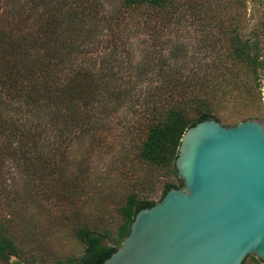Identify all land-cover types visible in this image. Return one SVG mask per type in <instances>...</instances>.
<instances>
[{
  "label": "trees",
  "instance_id": "obj_1",
  "mask_svg": "<svg viewBox=\"0 0 264 264\" xmlns=\"http://www.w3.org/2000/svg\"><path fill=\"white\" fill-rule=\"evenodd\" d=\"M185 34H195L199 53L192 58L181 42ZM233 69L252 79L244 80L248 95L255 83L262 99L264 0H0V264L12 257L46 261L31 209L52 214L85 247L78 259L53 256L55 264L108 259L137 212L157 202L129 193L114 236L73 222L80 200L95 192L92 184L85 190L92 170L75 154L99 146L112 117L133 107L137 85L151 71L157 83L144 89L126 159L180 183H165L160 201L182 187L175 170L181 138L199 122L219 120L213 101L226 99ZM250 118L240 115L235 125ZM249 260L263 264L252 255L242 264Z\"/></svg>",
  "mask_w": 264,
  "mask_h": 264
},
{
  "label": "water",
  "instance_id": "obj_2",
  "mask_svg": "<svg viewBox=\"0 0 264 264\" xmlns=\"http://www.w3.org/2000/svg\"><path fill=\"white\" fill-rule=\"evenodd\" d=\"M261 114L264 116V84ZM170 189L102 264H264V124L207 119L182 136Z\"/></svg>",
  "mask_w": 264,
  "mask_h": 264
},
{
  "label": "rangeland",
  "instance_id": "obj_3",
  "mask_svg": "<svg viewBox=\"0 0 264 264\" xmlns=\"http://www.w3.org/2000/svg\"><path fill=\"white\" fill-rule=\"evenodd\" d=\"M261 11L262 7H257L254 22L258 21ZM185 30L192 32L193 29L187 27ZM193 35L195 37V34ZM193 37L185 34L181 39V42L187 48L184 52L190 58L199 53L195 49ZM138 42L137 40L133 42L136 61L139 59L138 50L141 48ZM186 71L192 72L190 65L186 68ZM231 73L233 75L232 84L228 86L231 91L227 93L226 99L213 101L212 108L219 119L218 122L226 127L234 126L238 116L247 113L251 116L249 120H259L264 124V116L261 114V99L257 93L256 84H252L253 91L248 95L244 89L245 81L248 82L252 79L246 80V72L240 69H233ZM143 78L137 85L138 91L135 92V104L133 107L129 105L123 107L112 117L113 119L108 127L109 131L102 136L99 146L88 152L81 153L77 151L75 154L79 159L84 158L85 162L81 164L82 167L86 166L87 169L92 170L88 177L89 180L83 182L85 190L88 189V184H92L95 186V192L80 200L78 206L79 216L73 222L80 219L97 231L110 230L112 236L115 235L118 226L122 224L118 207L125 202L129 193L136 192L143 198L158 202L165 183L171 182L176 186H180V183L165 170L140 164L136 160H132V156H128L129 159H126V154L130 150L128 147L135 139L132 138L134 135L132 129L136 127L137 121L142 116L143 109L139 104L142 103L140 100L144 89L148 88L153 81L156 84L158 79L151 71ZM257 79V84L262 92L264 72L258 73ZM137 97H140L139 102H137ZM130 151L132 153L133 149L131 148ZM29 212L33 214L36 222L37 238L42 247L40 254L43 258H46V261L42 264H55L52 259L53 256L61 261H66L70 258L78 259L84 254V245L72 234L67 225L55 221L52 214L49 217L47 215L43 217L35 209H31ZM10 264L24 263L12 257ZM247 264L257 263L249 260Z\"/></svg>",
  "mask_w": 264,
  "mask_h": 264
}]
</instances>
